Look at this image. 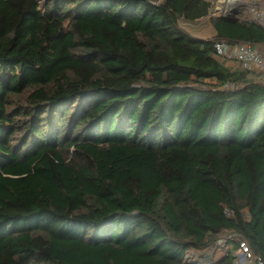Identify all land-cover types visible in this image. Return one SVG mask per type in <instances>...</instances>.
<instances>
[{"label":"trees","instance_id":"trees-1","mask_svg":"<svg viewBox=\"0 0 264 264\" xmlns=\"http://www.w3.org/2000/svg\"><path fill=\"white\" fill-rule=\"evenodd\" d=\"M210 6L0 0V264H199L224 229L264 259V77L214 48L264 26L180 25Z\"/></svg>","mask_w":264,"mask_h":264},{"label":"built area","instance_id":"built-area-1","mask_svg":"<svg viewBox=\"0 0 264 264\" xmlns=\"http://www.w3.org/2000/svg\"><path fill=\"white\" fill-rule=\"evenodd\" d=\"M215 6L210 8L213 15L219 11L220 14L229 15L237 20L264 26V0H235L230 7H227L226 2H224V12ZM214 48L217 56L222 59H235L245 69L252 70L264 66L263 55L250 43H228L225 40H217L214 43ZM226 86L233 87L234 83L228 82ZM221 233L223 234H220L205 249L190 251L184 260L199 264H212L214 252L218 250L230 252L234 258L233 264H264L263 257L251 249L241 234L230 229H224Z\"/></svg>","mask_w":264,"mask_h":264},{"label":"rangeland","instance_id":"rangeland-1","mask_svg":"<svg viewBox=\"0 0 264 264\" xmlns=\"http://www.w3.org/2000/svg\"><path fill=\"white\" fill-rule=\"evenodd\" d=\"M211 1V7L214 5H217V0H210ZM216 14L213 15L210 11L209 14L198 18L196 20H187L184 17L180 19V25L186 29L190 34L197 36V37H202V38H212L215 35V29L212 25L211 19L212 17H217L220 16L221 14L219 11L215 12ZM257 50L263 55L264 57V46L262 47H257ZM234 61H230L229 63H233ZM237 62H235V65ZM259 72L263 75L264 77V66L259 70ZM224 233V232H223ZM221 233V235L223 234ZM221 254H223V251H218L216 250L214 252V260L219 257ZM213 260V261H214Z\"/></svg>","mask_w":264,"mask_h":264},{"label":"bare ground","instance_id":"bare-ground-1","mask_svg":"<svg viewBox=\"0 0 264 264\" xmlns=\"http://www.w3.org/2000/svg\"><path fill=\"white\" fill-rule=\"evenodd\" d=\"M224 2H226L227 7H230L235 2V0H217V5L215 6V8H219L224 12Z\"/></svg>","mask_w":264,"mask_h":264},{"label":"water","instance_id":"water-1","mask_svg":"<svg viewBox=\"0 0 264 264\" xmlns=\"http://www.w3.org/2000/svg\"><path fill=\"white\" fill-rule=\"evenodd\" d=\"M217 17H223V18H226V19H229V20H237L236 18H233V17H231V16H229V15H226V14H221L220 16H217Z\"/></svg>","mask_w":264,"mask_h":264}]
</instances>
